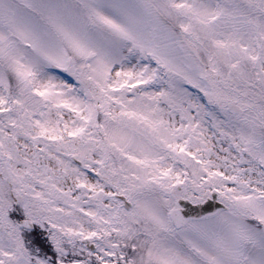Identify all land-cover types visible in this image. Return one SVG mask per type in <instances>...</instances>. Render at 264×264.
I'll return each instance as SVG.
<instances>
[{"label": "snow or ice", "instance_id": "obj_1", "mask_svg": "<svg viewBox=\"0 0 264 264\" xmlns=\"http://www.w3.org/2000/svg\"><path fill=\"white\" fill-rule=\"evenodd\" d=\"M0 264H264V0H0Z\"/></svg>", "mask_w": 264, "mask_h": 264}]
</instances>
